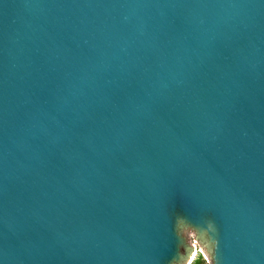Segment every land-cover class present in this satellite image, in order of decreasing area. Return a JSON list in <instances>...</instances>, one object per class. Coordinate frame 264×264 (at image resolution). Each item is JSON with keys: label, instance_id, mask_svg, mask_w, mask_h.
Listing matches in <instances>:
<instances>
[{"label": "water", "instance_id": "1", "mask_svg": "<svg viewBox=\"0 0 264 264\" xmlns=\"http://www.w3.org/2000/svg\"><path fill=\"white\" fill-rule=\"evenodd\" d=\"M209 219L264 264V0H0V262L169 264Z\"/></svg>", "mask_w": 264, "mask_h": 264}, {"label": "clouds", "instance_id": "2", "mask_svg": "<svg viewBox=\"0 0 264 264\" xmlns=\"http://www.w3.org/2000/svg\"><path fill=\"white\" fill-rule=\"evenodd\" d=\"M217 232L218 227L214 219H209L207 225L204 227L191 222L186 223L181 230V235L185 239V244L182 245L180 258L173 259L169 264H198V258H202L205 264H220L218 260L220 240L214 235V233ZM189 233H193L195 237L190 254L187 241ZM0 264H2V262H0Z\"/></svg>", "mask_w": 264, "mask_h": 264}, {"label": "trees", "instance_id": "3", "mask_svg": "<svg viewBox=\"0 0 264 264\" xmlns=\"http://www.w3.org/2000/svg\"><path fill=\"white\" fill-rule=\"evenodd\" d=\"M198 264H205V262L202 258H198Z\"/></svg>", "mask_w": 264, "mask_h": 264}, {"label": "rangeland", "instance_id": "4", "mask_svg": "<svg viewBox=\"0 0 264 264\" xmlns=\"http://www.w3.org/2000/svg\"><path fill=\"white\" fill-rule=\"evenodd\" d=\"M187 240H188L189 244H192L194 239L192 237H190Z\"/></svg>", "mask_w": 264, "mask_h": 264}]
</instances>
